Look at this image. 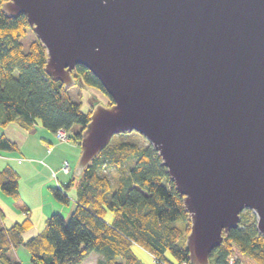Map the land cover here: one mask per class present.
Wrapping results in <instances>:
<instances>
[{"label": "water", "instance_id": "water-1", "mask_svg": "<svg viewBox=\"0 0 264 264\" xmlns=\"http://www.w3.org/2000/svg\"><path fill=\"white\" fill-rule=\"evenodd\" d=\"M68 88L75 65L111 103L92 102L73 175L109 139L142 134L189 217L184 248L209 264L240 211L264 235V0H5Z\"/></svg>", "mask_w": 264, "mask_h": 264}, {"label": "trees", "instance_id": "trees-1", "mask_svg": "<svg viewBox=\"0 0 264 264\" xmlns=\"http://www.w3.org/2000/svg\"><path fill=\"white\" fill-rule=\"evenodd\" d=\"M3 2L0 0V124L16 121L30 128L38 120L52 132L65 128L78 144L92 106L81 108L82 92L77 84L106 92L84 65H75L74 84L68 88L45 73L44 46L34 35L23 48L21 38L31 28L23 14L9 16L2 9ZM108 100L111 103L110 97ZM15 147L14 141L0 134V151ZM109 167L116 171L113 181L102 172ZM18 177L17 170L2 165L0 191L18 198ZM70 187L75 191V206L68 218L59 211L51 213L44 228L26 240L22 233L32 224L29 217L6 226L0 208V264H22L15 256L19 246L25 247L32 264H80L91 251L101 254L98 264H144L134 244L157 260L191 264L184 248L189 217L182 195L150 143H107L79 175H70L64 188ZM50 190L56 199L68 201L60 188ZM237 224L222 233V241L209 252V264H244L240 255L264 264V235L256 228L255 213L242 209Z\"/></svg>", "mask_w": 264, "mask_h": 264}, {"label": "crops", "instance_id": "crops-1", "mask_svg": "<svg viewBox=\"0 0 264 264\" xmlns=\"http://www.w3.org/2000/svg\"><path fill=\"white\" fill-rule=\"evenodd\" d=\"M1 133L16 144L12 150L1 149L0 160L4 161L2 165L9 164L19 173L18 198L13 199L5 192L0 191V208L5 214L2 223L9 226L11 223L21 221L28 216L32 224L22 233L26 240L44 228L45 219L48 215L53 212L67 211L66 205L69 202L72 205L68 210L75 206L74 193L69 192L70 195H68L66 193L68 188H64V183L73 173L72 170H74L80 150L78 144L70 137L65 141L57 140L54 132L42 126L38 120L30 128L20 126L16 121L4 125L0 124ZM48 147L49 151L47 150ZM66 159L70 163V171L66 173L57 171L54 175L53 171ZM50 187L60 188L66 194L68 201L63 202L56 199ZM70 188L73 189V187ZM23 247L19 246L15 250V256L20 259L22 264H24L23 259L18 255V249ZM139 249L141 247L134 244L136 254L143 261L140 256L142 249L141 251ZM143 251L153 260L149 251L144 249ZM91 252L80 264H98L97 261L101 259V254ZM26 257L25 255V259ZM26 261L32 264L29 255ZM153 261L157 263L155 260ZM143 262L147 264L146 261ZM247 264L251 263L247 262Z\"/></svg>", "mask_w": 264, "mask_h": 264}, {"label": "rangeland", "instance_id": "rangeland-1", "mask_svg": "<svg viewBox=\"0 0 264 264\" xmlns=\"http://www.w3.org/2000/svg\"><path fill=\"white\" fill-rule=\"evenodd\" d=\"M34 37V33L32 30L28 29V32L27 34L21 38V42H23V48L26 49L27 46H28V42L30 39H32ZM80 82V81H79ZM79 87H80V92H82V97H81V108L83 110H87L93 103L92 102H95L96 101H99L103 104H106L108 103V94L107 93H104L103 91H101L100 89H98L97 87H92V86H87L85 84H83L82 82H80L79 84H77ZM75 86V85H74ZM76 86L73 88V90L71 91V93L74 95V91L76 90ZM77 125L75 124L73 127L75 128ZM119 140H125V141H132V142H135V143H138L139 145H144V144H147L148 141L146 140V138L142 135V134H139L137 132H135L134 130H131L129 132H125V133H118V134H114L110 140H109V144L111 143H114V142H119ZM79 150H80V146H79ZM3 160H0V167L2 166L3 164ZM73 171V170H72ZM103 173H105L108 177H110V180L113 181L114 178L116 177V171L113 167H109V169L105 168L104 170H102ZM74 189H71V188H68L67 190V194L70 195L69 192L74 193L75 195V191H72ZM71 202H69L68 205H66V208H67V211H63L62 214L63 216L67 219L69 214H70V210L69 207H71ZM248 209V208H245V210ZM250 212L253 213V211L251 209H249ZM142 249V251H141ZM139 249L141 251L142 254H140L141 258L143 259V261H146L147 264H157V263H154V261L149 257V255L143 251V248ZM169 254V253H167ZM18 255L23 259V263L24 264H29L27 263L26 259L28 258V255H27V251L26 249L23 247V248H19L18 249ZM25 255L27 256L26 259H25ZM233 257H235V253L231 254ZM230 255V256H231ZM170 256V255H168ZM241 256V259L243 261L244 264H247L248 263H251V264H255L252 260H250L247 256H244V255H240Z\"/></svg>", "mask_w": 264, "mask_h": 264}, {"label": "built area", "instance_id": "built-area-1", "mask_svg": "<svg viewBox=\"0 0 264 264\" xmlns=\"http://www.w3.org/2000/svg\"><path fill=\"white\" fill-rule=\"evenodd\" d=\"M54 136L57 140H62V141H65V139L68 138L67 136V131L65 130V128L63 129L62 127H58L57 129H55L54 131ZM47 150L49 151V147L47 148ZM70 163L69 161L66 159V160H63L61 162V164L57 167L56 170H54V175H56V172L57 171H61L63 173H66V172H69L70 171ZM233 256H229V262L231 263V261L233 260ZM153 260H155V262L157 261L159 264H172V263H169V262H164V261H161V260H157V258L153 257ZM177 264H189V262H187L186 260H181L179 261Z\"/></svg>", "mask_w": 264, "mask_h": 264}]
</instances>
